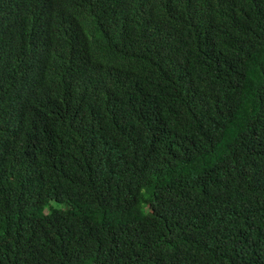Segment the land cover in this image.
Returning a JSON list of instances; mask_svg holds the SVG:
<instances>
[{
	"label": "trees",
	"instance_id": "obj_1",
	"mask_svg": "<svg viewBox=\"0 0 264 264\" xmlns=\"http://www.w3.org/2000/svg\"><path fill=\"white\" fill-rule=\"evenodd\" d=\"M0 264H264V0H0Z\"/></svg>",
	"mask_w": 264,
	"mask_h": 264
},
{
	"label": "rangeland",
	"instance_id": "obj_2",
	"mask_svg": "<svg viewBox=\"0 0 264 264\" xmlns=\"http://www.w3.org/2000/svg\"><path fill=\"white\" fill-rule=\"evenodd\" d=\"M53 206H56V204H55V203H53Z\"/></svg>",
	"mask_w": 264,
	"mask_h": 264
}]
</instances>
